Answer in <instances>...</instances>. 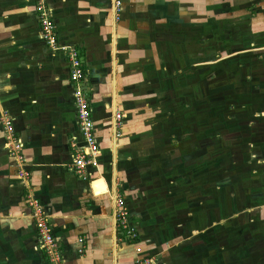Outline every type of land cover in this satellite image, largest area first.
<instances>
[{
    "label": "crops",
    "instance_id": "1",
    "mask_svg": "<svg viewBox=\"0 0 264 264\" xmlns=\"http://www.w3.org/2000/svg\"><path fill=\"white\" fill-rule=\"evenodd\" d=\"M38 2L85 72L98 147L85 177L67 60L40 40ZM169 81L187 87L184 122ZM1 112L26 177L0 130V264H47L29 198L62 264H264V0H121L115 22L109 0H0ZM113 191L136 245L119 240Z\"/></svg>",
    "mask_w": 264,
    "mask_h": 264
},
{
    "label": "built area",
    "instance_id": "2",
    "mask_svg": "<svg viewBox=\"0 0 264 264\" xmlns=\"http://www.w3.org/2000/svg\"><path fill=\"white\" fill-rule=\"evenodd\" d=\"M110 14L115 22L119 18L121 11V0H109ZM36 20L39 26L40 40L50 50H57L64 54L67 60L68 80L72 86V102L75 110V120L81 145L74 142L69 143L71 151V162L73 173L79 177H85L86 167H95V157L98 154V147L93 136V121L87 99L85 97L82 82L85 80V72L80 62L77 51L70 46H58L56 41L55 26L51 13L43 2H38L35 6ZM113 122L118 125L121 115L115 113ZM0 130L3 136V147L8 156L18 165L17 176L25 178L26 173L22 170L25 160L22 156V142L15 135L12 122L7 113H0ZM115 136H117L115 134ZM113 204V222L119 234V240L136 245L137 232L130 225L129 214L125 208L121 196L113 191L110 196ZM30 208V218L36 231L37 247L42 251L47 264H62V258L58 244L53 237L52 228L42 207L32 198L27 199ZM80 243V240H77ZM139 252V248H135ZM81 250H77L80 253ZM129 264H155L153 258L136 257Z\"/></svg>",
    "mask_w": 264,
    "mask_h": 264
},
{
    "label": "rangeland",
    "instance_id": "3",
    "mask_svg": "<svg viewBox=\"0 0 264 264\" xmlns=\"http://www.w3.org/2000/svg\"><path fill=\"white\" fill-rule=\"evenodd\" d=\"M216 79H218V78H216ZM178 87L181 88V90H179L180 92L177 91ZM178 87L175 85H172V81H169L166 84V87L164 89L165 91H164L163 95L167 99H169L168 103H167L169 105L168 107H171V105H172L171 101L172 100H174V99L176 100L174 105H172V106H174V109L172 108V110H174L175 111L174 113L176 114L175 119L176 120L178 119L177 121L184 122V120H186V118L185 119L181 118V116H184L185 112L187 111V107H188V106H186L187 105V103H186L187 87H181V82H180ZM176 94H178L179 96H182V97L184 96V98H182L184 101H182V99L179 100V97ZM178 100H179V102H178ZM169 110H171V108ZM176 125H177L176 123L171 124V126H176Z\"/></svg>",
    "mask_w": 264,
    "mask_h": 264
},
{
    "label": "water",
    "instance_id": "4",
    "mask_svg": "<svg viewBox=\"0 0 264 264\" xmlns=\"http://www.w3.org/2000/svg\"><path fill=\"white\" fill-rule=\"evenodd\" d=\"M92 189H93V187H92ZM94 191V190H93ZM95 193V192H94ZM100 193V192H99Z\"/></svg>",
    "mask_w": 264,
    "mask_h": 264
},
{
    "label": "trees",
    "instance_id": "5",
    "mask_svg": "<svg viewBox=\"0 0 264 264\" xmlns=\"http://www.w3.org/2000/svg\"><path fill=\"white\" fill-rule=\"evenodd\" d=\"M136 242H137V240H136Z\"/></svg>",
    "mask_w": 264,
    "mask_h": 264
}]
</instances>
